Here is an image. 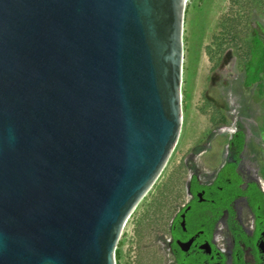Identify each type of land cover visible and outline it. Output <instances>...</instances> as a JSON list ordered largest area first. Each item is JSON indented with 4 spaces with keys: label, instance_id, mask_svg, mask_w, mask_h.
<instances>
[{
    "label": "water",
    "instance_id": "obj_1",
    "mask_svg": "<svg viewBox=\"0 0 264 264\" xmlns=\"http://www.w3.org/2000/svg\"><path fill=\"white\" fill-rule=\"evenodd\" d=\"M187 0H0V264H117L183 125Z\"/></svg>",
    "mask_w": 264,
    "mask_h": 264
},
{
    "label": "rangeland",
    "instance_id": "obj_2",
    "mask_svg": "<svg viewBox=\"0 0 264 264\" xmlns=\"http://www.w3.org/2000/svg\"><path fill=\"white\" fill-rule=\"evenodd\" d=\"M252 1L187 0L180 138L162 174L128 219L117 264H165L160 241L187 198L190 170L215 172L233 158L230 142L238 130L244 133L238 169L247 181L259 176L264 188V73L263 81L247 86L244 65L249 19L258 23L254 31L264 35V10L250 16ZM228 23L231 27L226 28ZM234 167L230 162L222 175Z\"/></svg>",
    "mask_w": 264,
    "mask_h": 264
},
{
    "label": "flooded vegetation",
    "instance_id": "obj_3",
    "mask_svg": "<svg viewBox=\"0 0 264 264\" xmlns=\"http://www.w3.org/2000/svg\"><path fill=\"white\" fill-rule=\"evenodd\" d=\"M233 137V158L217 171L190 170L187 198L160 241L165 264H264V204L254 192L246 193L253 183L264 188L259 178H243ZM232 161L234 170L224 177ZM205 174L213 178L203 180Z\"/></svg>",
    "mask_w": 264,
    "mask_h": 264
},
{
    "label": "trees",
    "instance_id": "obj_4",
    "mask_svg": "<svg viewBox=\"0 0 264 264\" xmlns=\"http://www.w3.org/2000/svg\"><path fill=\"white\" fill-rule=\"evenodd\" d=\"M252 5L248 6L247 11H250V16L255 10H264V0H253ZM258 6L256 9L254 7ZM249 16V18H251ZM228 22V21H227ZM258 24L254 21H248V33L246 35V59H245V70L247 75L246 85L251 86L256 82L263 81V74L264 73V35L259 34L258 32L254 31L255 25ZM231 27V24L228 23L226 28ZM261 27V25H260ZM234 28V26H233ZM264 28V26H262ZM232 29V28H231ZM231 32V30L229 29ZM235 38V37H234ZM235 141L236 147L242 149L244 143V133L241 130H238L233 137ZM248 192H254L252 195L254 197L260 198L262 204H264V192L259 188L256 183H253L251 187L248 189ZM119 248V246H118ZM118 248L116 252L118 251ZM118 255V254H117Z\"/></svg>",
    "mask_w": 264,
    "mask_h": 264
},
{
    "label": "bare ground",
    "instance_id": "obj_5",
    "mask_svg": "<svg viewBox=\"0 0 264 264\" xmlns=\"http://www.w3.org/2000/svg\"><path fill=\"white\" fill-rule=\"evenodd\" d=\"M258 178H259V176H258ZM258 178H257V179H258Z\"/></svg>",
    "mask_w": 264,
    "mask_h": 264
}]
</instances>
